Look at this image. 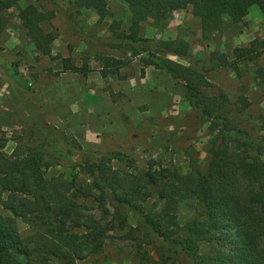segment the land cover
<instances>
[{
	"label": "trees",
	"instance_id": "obj_1",
	"mask_svg": "<svg viewBox=\"0 0 264 264\" xmlns=\"http://www.w3.org/2000/svg\"><path fill=\"white\" fill-rule=\"evenodd\" d=\"M19 1L0 0V13L16 7L35 50L50 56L56 35L42 24L50 21L55 11L40 10L33 3L20 6ZM123 1L130 13L127 26L121 28L120 22L113 20L108 37H86L88 47L81 64L66 57L62 59L63 69L87 75L94 59L100 64L101 76L106 77L119 75L121 68L138 59L141 73L145 66L164 70L198 117L208 122L207 166L202 170L192 163L187 173H181L175 167L148 161L145 168H139L131 155L100 152L87 156L81 165L89 178L85 187H78L75 179H47L45 170L65 154L66 141L54 133L34 106L25 103L34 114L35 124L44 131V139L24 155H7L0 138V264H76V259L101 250L108 231L115 228V219L122 226L126 215L120 212L121 207L132 211L147 228L146 236L162 246V259L156 261L138 249L139 264H169L176 260V254L185 255L190 264H264V117L252 128L237 124L232 113L244 112L246 97L241 96L242 105L237 107L225 91L215 90L208 78L213 70H237L239 63L247 62L264 81V67L258 61L264 56V36L234 47L231 56L212 51L210 66H206L189 57L190 45L181 36L140 34L143 23L162 31L174 11L190 7L199 19L202 38L208 39L222 31L224 15L239 23L256 5L264 16V0ZM75 4L93 9L98 21L110 15L106 0H75ZM5 25L0 14V29ZM94 43L122 50L124 56L100 54ZM114 160L124 167H114ZM152 197L153 207L161 203L160 209L143 212V203ZM79 199H91L98 213ZM186 199L196 212L181 224L177 209ZM19 217L42 229L44 241L30 246L17 228Z\"/></svg>",
	"mask_w": 264,
	"mask_h": 264
},
{
	"label": "rangeland",
	"instance_id": "obj_2",
	"mask_svg": "<svg viewBox=\"0 0 264 264\" xmlns=\"http://www.w3.org/2000/svg\"><path fill=\"white\" fill-rule=\"evenodd\" d=\"M29 3L43 11H55V16L42 26L53 31L56 37L51 55H41L26 36L17 8L0 13L6 22L0 29V138L7 155H24L44 139V131L35 124L27 103L66 141L65 154L45 170L47 179H75L78 187H85L89 178L81 165L87 156L100 152L131 155L139 168L155 161L157 165L175 167L181 173H187L192 163L205 170L211 137L208 122L198 117L164 70L145 66L141 73L142 64L138 59L121 68L119 75L106 77L101 76L100 64L94 59L90 61L92 70L87 75L63 69L62 59L66 57L81 64L88 47L86 37H108L111 34L108 26L113 20L119 21L121 28L127 26L130 13L123 0H106L110 15L101 21L93 9L78 7L75 0L19 1L20 6ZM140 34L163 38L181 36L190 45L189 57L210 66L212 51L231 56L234 47L264 36V16L256 5L249 8L239 23L224 15L222 31L204 39L199 19L187 7L174 11L164 30L158 31L143 23ZM97 46L93 44L100 54L124 56L122 50ZM258 61L264 67V56ZM208 78L213 88L225 91L237 107L242 105L241 96L246 97L248 105L244 112L232 113L237 124L247 128L258 126L264 117V81L256 77L252 63L241 62L237 70L230 67L213 70ZM112 163L114 167H124L117 160ZM79 201L98 213L91 199ZM153 201L152 197L143 203V212L160 209L161 203L154 208ZM120 212L126 215L122 226L115 219V228L108 231L101 250L76 259V264H139L138 249L146 251L154 261L162 259V246L146 236L147 228L132 211L121 207ZM195 212L189 199L182 201L177 209L180 223L189 220ZM16 225L30 246L44 241L39 227L30 226L20 217ZM77 231L82 232L83 228ZM175 259L169 264L191 263L183 254H176Z\"/></svg>",
	"mask_w": 264,
	"mask_h": 264
}]
</instances>
